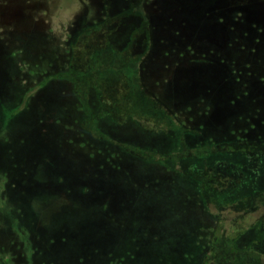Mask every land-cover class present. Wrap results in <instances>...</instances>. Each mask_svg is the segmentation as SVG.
I'll use <instances>...</instances> for the list:
<instances>
[{
    "label": "rangeland",
    "instance_id": "obj_1",
    "mask_svg": "<svg viewBox=\"0 0 264 264\" xmlns=\"http://www.w3.org/2000/svg\"><path fill=\"white\" fill-rule=\"evenodd\" d=\"M201 185L264 264V0H0V264H206Z\"/></svg>",
    "mask_w": 264,
    "mask_h": 264
},
{
    "label": "flooded vegetation",
    "instance_id": "obj_2",
    "mask_svg": "<svg viewBox=\"0 0 264 264\" xmlns=\"http://www.w3.org/2000/svg\"><path fill=\"white\" fill-rule=\"evenodd\" d=\"M226 211V210H225ZM232 211H234L233 209H230V211L228 212H223V219L221 220H225V222L220 224V218L217 216L218 218V225L216 230L214 231L213 234V238L211 240V244L209 246V249L206 250V252L204 253V257H208V261H206V264H216V262L214 260H216V253H215V248L218 245V243H221L222 245L226 244L228 245L229 243L233 242L234 240H236L238 238V236L242 233H244L245 231L248 230V228L243 231L240 234H237L238 232H236L235 230L238 229L241 226V222H236V221H231L229 219V216L232 215ZM252 225H250V227L254 226V222L252 223ZM243 225V224H242ZM234 232V233H233ZM225 237V238H224ZM222 241L224 243H222ZM228 242V243H226ZM250 246V245H248ZM247 246V247H248ZM209 255H208V254ZM213 253V257H210V255ZM208 255V256H207ZM204 260V259H203ZM227 262V261H226ZM204 264V263H203Z\"/></svg>",
    "mask_w": 264,
    "mask_h": 264
},
{
    "label": "trees",
    "instance_id": "obj_3",
    "mask_svg": "<svg viewBox=\"0 0 264 264\" xmlns=\"http://www.w3.org/2000/svg\"><path fill=\"white\" fill-rule=\"evenodd\" d=\"M200 183H201V178H200ZM201 188H202V185H201ZM203 189V188H202ZM202 194H203V196H204V198H205V201H206V204H207V206H208V208H209V210H210V212L213 214V215H215V216H218L219 218H220V220L221 219H223V211H225L223 208L224 207H222V206H218L217 205V202H215L214 200H213V198L209 195V192H207V190L206 189H203L202 190ZM213 202L216 204L214 207H213ZM243 201H240L239 203H230V204H228L225 208H232L233 210H234V207H236V206H241V203H242ZM244 202H245V204H247V205H249V204H251V199H250V197H248L246 200H244ZM250 207V206H249ZM260 208H255V211H258ZM233 212H235V210L233 211ZM238 213L237 212H235V216H236V218H235V220H233V221H236V222H241L242 224H241V226L238 228V229H236L235 231L236 232H238L237 234H240V233H242L243 231H245L248 227H250V225H252L251 224V222H253V220H254V218H255V214L254 215H252V213H245V215L242 217L241 215L242 214H244V212H240L238 215H237ZM260 217V216H259ZM223 222H225V220L223 221V220H221L220 221V224L221 223H223ZM234 233V232H233ZM178 247V246H177ZM180 247V249H179V251H180V253L182 254V253H184V252H187L186 250H181L182 248H186V246H179ZM209 255V254H208ZM182 262H180V264H181ZM183 263H186V262H183Z\"/></svg>",
    "mask_w": 264,
    "mask_h": 264
},
{
    "label": "crops",
    "instance_id": "obj_4",
    "mask_svg": "<svg viewBox=\"0 0 264 264\" xmlns=\"http://www.w3.org/2000/svg\"><path fill=\"white\" fill-rule=\"evenodd\" d=\"M141 67V71H142V73L143 74H145V72L147 71V66H140ZM142 74V75H143ZM158 97V96H157ZM161 100H163L162 98H161ZM208 207V206H207ZM208 210H209V208H208ZM210 211V210H209Z\"/></svg>",
    "mask_w": 264,
    "mask_h": 264
},
{
    "label": "clouds",
    "instance_id": "obj_5",
    "mask_svg": "<svg viewBox=\"0 0 264 264\" xmlns=\"http://www.w3.org/2000/svg\"><path fill=\"white\" fill-rule=\"evenodd\" d=\"M57 30V29H54V31ZM67 38V35L65 34L64 36L61 37V39H66Z\"/></svg>",
    "mask_w": 264,
    "mask_h": 264
}]
</instances>
